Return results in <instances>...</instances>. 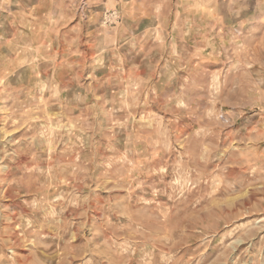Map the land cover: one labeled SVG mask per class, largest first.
<instances>
[{"label":"rangeland","instance_id":"obj_1","mask_svg":"<svg viewBox=\"0 0 264 264\" xmlns=\"http://www.w3.org/2000/svg\"><path fill=\"white\" fill-rule=\"evenodd\" d=\"M4 2L84 26L0 55V264H264V0Z\"/></svg>","mask_w":264,"mask_h":264},{"label":"crops","instance_id":"obj_2","mask_svg":"<svg viewBox=\"0 0 264 264\" xmlns=\"http://www.w3.org/2000/svg\"><path fill=\"white\" fill-rule=\"evenodd\" d=\"M4 1L5 0H0V15L2 18L4 17L3 19H5V17H8V15H6L7 10H2V8H4L7 3ZM188 7V17L191 26L187 33L191 35L193 34L195 38L198 37L200 32L199 30L202 27L205 26L212 28L214 24H219L222 22V12L220 10L214 9L209 0H194L193 3L188 5ZM30 16L32 18H29L26 21L24 20L25 16L22 15H19L18 19L14 20L13 23H11V20L8 22H6L5 20L1 21V24L3 26L0 28V55L4 56L3 61H6L5 59H7L5 56L12 53L11 51L7 50L10 46V44L8 43H10L12 41V38L14 39L16 35H20L22 32H24V30H26L27 32L26 35L30 34V36L28 37L27 45L31 46V49H33L35 54L45 53L56 56V58L58 56H63L66 54L70 55V53L75 55L80 54L79 48L82 44L83 39H79L78 34L80 32V28L83 29L84 26L82 25V21L77 19L65 23L64 21L67 19V17L62 15L57 17L53 15H46L42 18H40L39 16H34L33 14H31ZM6 23L8 24L6 25ZM23 23L25 24L23 25ZM6 27L8 29H6ZM36 28L42 30L40 31L41 33H45L44 38L41 36L38 37V35L35 36L34 32H36ZM61 35L62 38H60ZM205 36L208 39V33ZM204 44L206 43L204 42ZM58 58L57 60L54 58L53 60H50V62L53 64L56 61L59 62L60 59ZM63 61H65V59L61 58L60 62L62 63Z\"/></svg>","mask_w":264,"mask_h":264}]
</instances>
